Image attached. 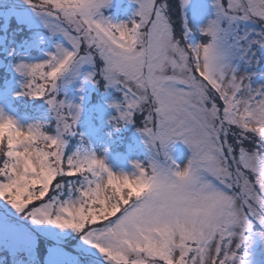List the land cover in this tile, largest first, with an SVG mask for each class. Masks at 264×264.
I'll return each mask as SVG.
<instances>
[{
    "label": "snow or ice",
    "instance_id": "6c2138e0",
    "mask_svg": "<svg viewBox=\"0 0 264 264\" xmlns=\"http://www.w3.org/2000/svg\"><path fill=\"white\" fill-rule=\"evenodd\" d=\"M25 2L68 46L15 65L26 78L17 96L44 100L50 118L25 127L0 108L8 211L50 235L79 236L106 264H248L253 238L264 237V87L238 61L259 63L264 30L240 26L264 25V0H213L215 16L195 45L182 15L190 0H136L127 23L104 16L111 0ZM81 77L123 93L109 123L136 126L151 153L133 173L114 172L78 131L82 103L60 92ZM177 139L191 150L183 166L168 152ZM133 182L145 190L133 193ZM70 184L76 195L61 198ZM0 225L31 243L30 230L3 216Z\"/></svg>",
    "mask_w": 264,
    "mask_h": 264
},
{
    "label": "rangeland",
    "instance_id": "374dc122",
    "mask_svg": "<svg viewBox=\"0 0 264 264\" xmlns=\"http://www.w3.org/2000/svg\"><path fill=\"white\" fill-rule=\"evenodd\" d=\"M8 6H16L13 7L17 8L18 11L15 14V17H17V19H19L20 21V25L17 26H19L22 31L27 30L25 24L29 25V27H41L47 29L40 18L36 16L30 6L25 2V0H0L1 8ZM139 7L140 6L136 2V0H111L110 5L104 8L102 12L104 16L111 19L113 23H127L136 19L135 14L139 10ZM188 10H191L193 12L194 20L197 24V32L202 37L199 29L206 25L209 19L215 16V6L213 0H190L189 6L185 10H183L182 15L186 17V11ZM173 22H178L177 17H173ZM248 28H254L256 32H259L261 30H264V25H261L259 23L253 25L246 22L242 23V26H240L241 31H244ZM0 31L3 32L2 29H0ZM47 33L48 35H51L49 36L51 38V41L53 37H56L57 41L53 40V44L51 46L43 48L36 55L32 53V50L34 46L41 41L43 37L42 34L36 37L33 41H29L23 47L18 48L16 52L15 49L17 48V46H15V44L17 43L15 42H12L10 45H6L7 47L4 48L7 51V54L9 56H12L10 68L8 67L6 72L13 71L14 74H11L10 85L7 87V90L4 93L0 94V108H3V110L8 115L16 118L19 121L20 125L25 127L38 120H45L47 118L44 114L45 111L41 112V115L38 114L35 117L19 114L16 103L22 101V105H27L30 98L26 96H17V93L23 91L22 85L24 84L26 78L16 72L15 65L21 61H24L26 63L42 62L49 58L47 55L48 53L55 52L56 44L63 43L65 44V46H68L65 38L61 34L53 35L49 30L48 32H46V34ZM201 40L196 41L195 37L193 38L190 35V42L194 45L200 43ZM1 48L2 47L0 46V49ZM16 55L18 56V58L15 57ZM263 57L264 49H260L256 53V59L260 63ZM254 65L255 64L249 65L245 60L238 61V67L241 75L245 73H255L253 77L256 76V78L255 80L252 79V83L255 82L254 88H262L264 87V68L255 70ZM88 71H92V66H89L87 69H82V72L84 73ZM3 75L4 69L2 67V64H0V77ZM78 81L80 82L77 87L79 92L71 96V102L75 104L82 103L83 111L81 114V120L86 123L84 131L91 139L94 149L101 157H104L105 155L107 156L106 163L114 172H125L128 174L133 173L135 171L134 163L136 161L144 162L151 155V153L149 152L148 146L144 143V138L142 137L140 132L137 138H135V144L129 148L128 153L114 150V147L117 146L118 143V139L115 138V134L118 131L112 128L109 120L112 116L118 115L116 109L112 107L111 104L114 101L120 102L122 100L123 95L120 96L117 94L121 91H119L116 87H109L111 88V90L109 89L106 91L111 94L109 96L106 93L105 97L108 100L107 102H105L106 105L103 108H100V112L102 115L101 126L96 127L95 125L93 126L92 124H90V122L87 120L88 118L87 116H85L83 102L86 97H90L92 90L96 87V84L92 83L91 81H84L83 77L79 78ZM81 97H83V101H81ZM174 143L178 144L174 145ZM168 149L172 150V159L175 160L176 163L180 166H183L191 156L190 148L180 139H177L174 142L170 143ZM71 197H74V195L68 198ZM9 208L10 206L7 205L6 201L0 200V216H3L5 218V224L18 225L29 230L30 226H32L30 222L22 219L20 216L13 215L8 211ZM38 231V233L40 234L38 236L51 240L53 243L50 248V253L47 256L48 264H106L104 258L100 256L99 253L96 252V250L90 249V247L88 245H85L83 241L80 240L79 236H76L75 234L60 237L58 234L50 235L47 232H43L40 230ZM71 236L77 239L76 244H73L72 246L76 245L81 257H84L83 253H89L84 261L78 258V256H75L73 253L66 250L65 247L68 246L66 243L69 238H72ZM0 243H4L5 247L7 248L4 249L5 254L11 253L15 255L19 251H21L26 253L27 255H22L21 257L23 258L29 257V259L34 260L39 257V255L37 254L38 237H36L35 234L31 233V243L28 246H23L18 244L13 239L12 234L4 225H0ZM0 248L2 247L0 246ZM248 252V264H264V237H254L251 247L248 249ZM14 264H31V261L19 259L18 261H15Z\"/></svg>",
    "mask_w": 264,
    "mask_h": 264
},
{
    "label": "trees",
    "instance_id": "16d2710c",
    "mask_svg": "<svg viewBox=\"0 0 264 264\" xmlns=\"http://www.w3.org/2000/svg\"><path fill=\"white\" fill-rule=\"evenodd\" d=\"M16 7V6H13ZM11 6L8 7H0V29L3 30L0 31V46L2 47L0 49V64H2V67L4 69V75L0 77V94L4 93L7 90V87L10 85V80H11V74H13L11 71L6 72L8 69L12 56L7 54V51L4 49L7 46L10 45L12 42H15V46L17 48L15 49V52L18 48L23 47L25 44H27L29 41H33L36 37L40 36L41 34L43 35L41 41L37 43V45L34 46L32 53L33 54H38L43 48H47L51 46L53 43V40L57 41L56 37H53L52 41L46 32H48L47 29L41 28V27H29V25H26L25 31H22L21 28L17 25H20L19 19L15 17V14L18 12L17 8H13ZM3 9V11H2ZM186 18L191 24L192 31L190 35L195 39L196 41L201 40V36L197 32V24L195 23L194 20V15L191 10L186 11ZM242 26V24H241ZM45 31V32H43ZM203 39V38H202ZM18 58V56H15ZM90 65H85L83 69H87ZM259 68H264V57L260 61V63L254 65V69L258 70ZM258 73V72H257ZM264 74V73H263ZM256 76L253 77L255 80ZM80 82L77 80L73 81L72 83L66 84L61 92H60V97L62 99H67L68 101L71 102V96L78 93V84ZM253 87L255 86V82L252 83ZM111 90V88H106V82H103L99 85L96 84V87L92 90L90 97H86L84 99V109H85V116H87V120L92 124L93 126H101V121H102V115L100 112V108H103L107 102L106 93L110 96L111 93L106 92L107 90ZM118 95H123L122 92L117 93ZM89 95V94H88ZM19 103V105H18ZM16 103L18 107V112L21 115H26V116H32L35 117L41 112L45 111L44 114L47 119H49V106L44 100L40 99H29V103L27 105H22V101H19ZM22 105V106H21ZM21 106V107H20ZM41 115V114H40ZM139 118V117H137ZM86 123L83 122L81 119L78 124V131L80 133H83L90 141L91 139L89 136L85 133L84 127ZM139 134V131L137 130V127L134 125H128L126 127L121 128L118 130V132L115 134V138L118 139L117 146L114 147L115 151L119 152H124L128 153L129 148L135 144V138H137ZM73 143L69 145V150L73 151L75 150L76 147V142L79 140V137H73L72 138ZM92 147L93 143L91 141ZM178 144V143H174ZM168 152L170 156L172 157L173 152L171 149H168ZM115 153V152H114ZM160 159L163 161V157H160ZM76 181L73 179L72 183L74 184ZM60 195L61 198L67 199L68 197L72 195H76V193L73 192L71 184L66 186L65 188H62L60 190ZM23 222V221H21ZM25 222V221H24ZM29 222V221H28ZM25 224V223H24ZM29 230L31 231L32 234H35L36 237H38V247H37V254L39 255L38 258L31 260L29 257H21L22 255H26V253L19 251L17 254H5L4 249H7L4 245V243H0V264H14L15 261H18L19 259L22 260H30L31 264H48V259L47 256L50 253V248L52 246V241L48 240L44 237H40L38 230L32 226H30ZM258 231H264V229H258ZM72 237V236H71ZM77 239L75 237L69 238L67 241V247L66 250L73 253L75 256H78L81 260H85L89 253H83L84 257H81L79 254L80 252L77 250L76 245L72 246L73 244H76ZM27 256V255H26ZM70 264V263H66Z\"/></svg>",
    "mask_w": 264,
    "mask_h": 264
},
{
    "label": "clouds",
    "instance_id": "9594fccd",
    "mask_svg": "<svg viewBox=\"0 0 264 264\" xmlns=\"http://www.w3.org/2000/svg\"><path fill=\"white\" fill-rule=\"evenodd\" d=\"M4 133H5V129L0 128V135H3ZM127 186L132 189L133 193L143 192L146 188V185H144L143 183H139V182H133L132 184H129Z\"/></svg>",
    "mask_w": 264,
    "mask_h": 264
}]
</instances>
